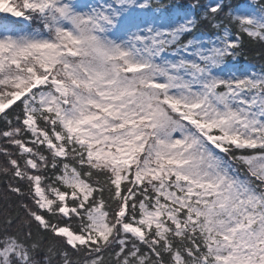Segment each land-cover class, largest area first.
<instances>
[{
    "label": "snow or ice",
    "instance_id": "obj_1",
    "mask_svg": "<svg viewBox=\"0 0 264 264\" xmlns=\"http://www.w3.org/2000/svg\"><path fill=\"white\" fill-rule=\"evenodd\" d=\"M0 264H264V0H0Z\"/></svg>",
    "mask_w": 264,
    "mask_h": 264
}]
</instances>
